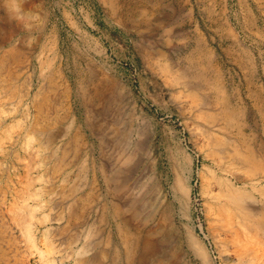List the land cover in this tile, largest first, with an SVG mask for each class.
<instances>
[{"label": "rangeland", "instance_id": "rangeland-1", "mask_svg": "<svg viewBox=\"0 0 264 264\" xmlns=\"http://www.w3.org/2000/svg\"><path fill=\"white\" fill-rule=\"evenodd\" d=\"M229 190L264 206V0H0V264H264Z\"/></svg>", "mask_w": 264, "mask_h": 264}, {"label": "bare ground", "instance_id": "bare-ground-1", "mask_svg": "<svg viewBox=\"0 0 264 264\" xmlns=\"http://www.w3.org/2000/svg\"><path fill=\"white\" fill-rule=\"evenodd\" d=\"M226 201H227V204L229 205L230 211L232 213V215H231L232 219H234L236 221V224H237V226L235 227L234 233H236L238 238L239 237L241 238L243 235L244 236L246 235V232L244 231V229L246 227H250L253 224V222L256 224V225L254 224L253 228H255V226H256V228H260V231L264 235V214L262 213L264 210L261 211L262 209H264V206L262 204L260 205L259 203H257V201L253 200L251 196H249V195L247 196L246 194L239 192V191H236V190H229L228 191V194L226 195ZM33 209H34V207H33ZM232 230L233 229H231V231ZM254 230H253V232H254ZM247 232H249V231H247ZM255 235H256V233H255ZM251 238L252 237L250 236L249 239H251ZM143 241H144V246L141 249L142 252H141V256H140L139 260L142 262H145L149 258L153 249L149 248L150 242L148 240H143ZM152 243H154V242H152ZM254 244H256V240H255ZM242 246L243 247H241V249L242 248L245 249L244 244ZM250 247H252V246H250ZM244 249H242L243 252H244ZM249 254H250V257H248V258L247 257H241V255H239L238 256L239 257V264H252L253 260H257V254H256L255 249H253L252 252H250ZM159 258H161V257H159ZM127 260H128V263L131 264L132 257H131L130 252L128 253ZM155 264H164V261H163V259H159L158 261H156Z\"/></svg>", "mask_w": 264, "mask_h": 264}]
</instances>
